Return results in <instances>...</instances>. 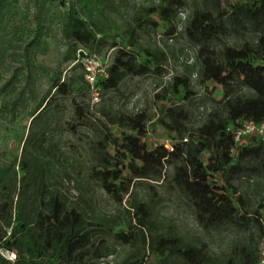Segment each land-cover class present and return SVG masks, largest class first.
<instances>
[{
	"label": "trees",
	"instance_id": "1",
	"mask_svg": "<svg viewBox=\"0 0 264 264\" xmlns=\"http://www.w3.org/2000/svg\"><path fill=\"white\" fill-rule=\"evenodd\" d=\"M142 1L67 5L59 0L66 44L61 63L68 68L52 79L31 112L19 171L14 165L0 167V248L16 253L13 262L0 257V264H98L115 255L117 245L130 249L121 264L258 263L264 196L251 210L236 182L264 185V141L236 144L228 128L244 121L264 123V0ZM106 12L122 17L120 34L112 35V27L101 20ZM160 30L166 39L182 37L195 49L194 63H183V73L155 95L159 116L152 128L168 137V147L144 140L150 121L145 111L128 114L101 105L109 93H120L127 78L167 74V52L138 44L141 34ZM249 34L255 36L252 43L246 40ZM80 50L105 65L106 77L95 81L99 102L94 105L86 71L77 62ZM108 50L114 54L106 63L100 56ZM216 89L220 94L214 97ZM57 98L70 99L69 132L77 126L90 129L84 142L88 179L122 208L117 214L86 213L80 203L88 201L87 195L79 193L78 202L69 205L62 192L51 189L58 148L49 146L47 135L50 120L59 118ZM194 103L210 107L200 124L190 126ZM86 187L94 193L89 182ZM166 200L182 205L204 233L230 230L228 252L212 253L201 236L182 232L173 216H161Z\"/></svg>",
	"mask_w": 264,
	"mask_h": 264
},
{
	"label": "rangeland",
	"instance_id": "2",
	"mask_svg": "<svg viewBox=\"0 0 264 264\" xmlns=\"http://www.w3.org/2000/svg\"><path fill=\"white\" fill-rule=\"evenodd\" d=\"M143 4L142 0H129ZM63 8L59 0H0V167L14 165L18 172L19 160L23 142L27 135L30 115L41 97L49 89L52 79L67 70L68 64L61 63L66 51V44L60 35L61 16ZM184 13L180 15L183 19ZM101 20L112 27L111 34H120L123 27V19L111 13H105ZM181 26L178 25L177 32ZM248 42H254L255 36L248 35ZM141 46L161 47L169 57L166 65L167 74L161 78L147 76L142 78H127L120 88V93H109L102 106L112 110H121L128 114H136L145 111L149 118L147 124L148 133L144 139L149 145L165 143L168 147V137L160 128H152V123L159 116L155 95L162 90L172 76L183 73V63H194L195 49L182 37L166 39L162 31H156L150 35L141 34L138 39ZM114 51H104L101 58L106 63L110 62ZM195 72L192 73V84L195 85ZM202 95V91L195 87ZM220 93L216 89L214 97ZM60 105L58 120H50L48 137L51 145L58 148L52 158L55 176L51 189L62 192L69 205L77 201L78 194L87 195V204L80 206L90 213V209L96 213L111 216L122 210L113 203L107 194L94 187L88 179L87 164L88 153L85 147V138L90 134V129L77 126L75 133L67 130V124L73 123L70 118L71 108L69 98H57ZM80 101L85 99L80 97ZM210 104L189 106L191 112L188 120L190 126H197L204 119ZM247 141V140H246ZM52 151H54L52 149ZM68 174L69 179L65 177ZM89 182L94 193L87 192L86 183ZM238 192L247 195V206L253 210L264 196V185L253 188L245 180L236 182ZM158 193L166 197L163 187H157ZM138 191V190H137ZM139 192V191H138ZM142 195V192H139ZM17 199L16 197L14 198ZM124 201L122 202V206ZM163 217H174L175 223L182 232L194 233L203 238L214 254H224L230 249L233 242V233L230 230L221 229L204 233L197 227L191 214L176 201L166 200L159 208ZM109 239V238H108ZM112 242V240L110 239ZM15 254V251H10ZM130 252L127 246H116V253L112 257L99 261L98 264H121L125 256ZM157 264V260H153Z\"/></svg>",
	"mask_w": 264,
	"mask_h": 264
},
{
	"label": "built area",
	"instance_id": "3",
	"mask_svg": "<svg viewBox=\"0 0 264 264\" xmlns=\"http://www.w3.org/2000/svg\"><path fill=\"white\" fill-rule=\"evenodd\" d=\"M66 4L75 3L77 0H65ZM77 62L81 63L82 67L86 71L85 80L91 87L90 102L92 105L99 102L98 90L95 87V81L97 77H106L105 65L102 64L101 59L91 55L89 56L84 51L80 50L77 54ZM228 130L232 133L234 142L241 144L246 142L249 138H258L264 141V123H254L252 121H244L236 128L229 127ZM0 257L13 262L15 260V254L0 248ZM257 264H264V246H262Z\"/></svg>",
	"mask_w": 264,
	"mask_h": 264
}]
</instances>
